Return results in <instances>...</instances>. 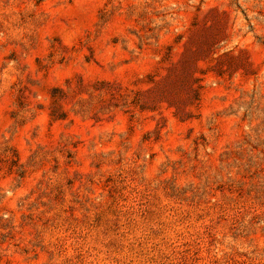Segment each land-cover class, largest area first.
Segmentation results:
<instances>
[{
    "label": "rangeland",
    "instance_id": "rangeland-1",
    "mask_svg": "<svg viewBox=\"0 0 264 264\" xmlns=\"http://www.w3.org/2000/svg\"><path fill=\"white\" fill-rule=\"evenodd\" d=\"M0 264H264V0H0Z\"/></svg>",
    "mask_w": 264,
    "mask_h": 264
}]
</instances>
